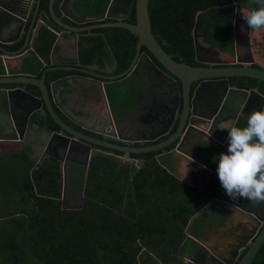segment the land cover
I'll list each match as a JSON object with an SVG mask.
<instances>
[{
	"label": "trees",
	"instance_id": "1",
	"mask_svg": "<svg viewBox=\"0 0 264 264\" xmlns=\"http://www.w3.org/2000/svg\"><path fill=\"white\" fill-rule=\"evenodd\" d=\"M48 1L39 0L36 18L38 15L43 17L48 25L39 28L34 41L35 49L44 61L49 59L55 31L59 28L49 16ZM110 1L73 0L72 5L81 17L91 19V24L113 21L104 18ZM60 2H54L58 15ZM246 7L256 5H250L249 0L148 2L155 38L176 61L191 65L195 64L192 29L196 14L200 12L198 33L203 42L219 50L223 59L231 61L234 60L235 12ZM125 20L135 22L134 5ZM87 32L88 35L82 34L78 40V59L82 67L96 64L103 68L102 58L106 57L110 62L111 55L116 63L115 74L129 67L135 54L136 35L117 26L84 31ZM263 33L264 28L249 31L251 47L253 43L255 45V34ZM23 42L24 39H21L0 45L13 51L20 48ZM258 50L264 57V44ZM38 65L41 66L39 58L30 56L29 69L35 73L40 69V66L37 69ZM251 66L264 68L256 61ZM4 72L0 58V74ZM63 72L85 74L82 71H47L46 82L63 75ZM40 75L41 71L37 76ZM243 80L241 87H257L264 95V81L247 76H243ZM26 87H33L39 93L32 85ZM123 88L121 83L115 82L106 88L114 110L126 105L123 102L127 96H121ZM47 119L37 114L33 116L35 123L48 126L51 131L60 128L50 115ZM246 120L247 116L239 120L237 126H244ZM201 151L206 163L212 167L218 166L215 158L224 152L210 146ZM1 158L4 160L0 169V264H148L153 257L175 259L173 253L178 252L185 240L186 245L190 244L186 250L195 249L194 241L187 239L185 232L190 217L213 198L227 195L217 171H208L200 164H197L198 168H193V176L190 177L194 185H190L167 173L154 161L131 177L128 165L119 166V161L112 156L98 153L91 159L80 207L69 208L63 205L61 161L58 158L49 155L37 165L30 156L29 148L16 154L5 151ZM78 175L77 182L76 176L68 179L76 184L81 173ZM68 179L66 177L67 183ZM212 209H215L214 205H209L192 220L189 226L192 236L203 235L202 227ZM249 264H264V244Z\"/></svg>",
	"mask_w": 264,
	"mask_h": 264
},
{
	"label": "water",
	"instance_id": "2",
	"mask_svg": "<svg viewBox=\"0 0 264 264\" xmlns=\"http://www.w3.org/2000/svg\"><path fill=\"white\" fill-rule=\"evenodd\" d=\"M73 0H61L59 4L60 14L58 15L54 8L55 0L48 1V10L49 16L51 20L63 31L57 35L55 41L53 42L50 54L56 51L57 44L61 35L65 36L68 35L67 33L72 36L76 41V35L82 31H90L94 28L99 27H108V26H117L122 27L129 30L132 34L137 36V44L135 48V55L133 60L131 61L129 67L122 71L121 73L113 76V79L123 77L127 74H130L138 65L140 59V49L144 46L147 51L151 53V56L155 58L166 70H168L171 74L178 77L182 82V91H183V110H182V119L179 126V132L184 128L186 124V118L188 113L189 107V87L192 81H199L201 80V84L205 83V87L197 88L195 91L194 98L191 101V113L192 117L189 120V127L194 126L196 127L195 121L193 118L197 116V118H204L202 110L204 108H210L212 113H223L225 111H231L233 115L230 116L231 120H235L237 123L239 120L245 115L242 112V108L246 107L248 109H260L264 107V95L260 93L256 88L250 89H241L236 88L233 86H229L227 83V78L231 76H247L253 77L257 80L264 81V68L253 67L250 64L255 62L252 47L250 43V36L249 31L250 29L247 26L245 38V46L248 50L249 57L248 59L243 60L237 50L238 46H240L238 42V38L240 34L238 32V25L236 17L238 14H241L240 11L236 10L235 18L233 23V35H234V61L227 62L221 59V54L219 50L211 46H205L201 42V37L198 33V12L195 16V24L192 29L193 32V44H194V51H195V59L198 62L208 63V65H190L185 62L176 61L171 54L167 53L158 40L155 38L152 30H151V22L149 16V9H148V2L149 0H111L106 12L104 14V18H115L113 21L109 22H100V23H91L81 26H74L68 24L63 20V17H67L68 19L72 20L74 23L82 24L90 22L91 19L80 17L77 12H75L73 5ZM38 5L39 0H0V30L2 27H9L12 23H15L16 33L15 36L18 35L20 31L26 32L24 42L21 47L17 50L10 51L5 49L3 46L0 45V50L4 53V56H0L2 60V64L4 60L9 59V56L13 58H20L23 59L22 63L24 66H29V57L35 56L40 58L39 54L37 53L34 41L38 35L39 28L41 26H46L47 24L44 22L43 19L36 18L38 13ZM134 5L135 9V22L130 23L127 22L125 19L127 18L132 6ZM121 8V13L113 15L111 12L116 9V7ZM32 14L30 18L29 27L26 30L25 26L29 20V15ZM41 18V17H40ZM43 21V22H42ZM36 30V35L32 38V34ZM33 31V32H32ZM7 37L5 39L0 38V43L12 44L15 43L17 37ZM76 44V42H75ZM77 47V44L75 45ZM76 54V51H75ZM147 61L151 63V65L159 71L161 74H165L161 69H159L155 63L152 62L149 56L146 57ZM56 63V62H52ZM65 63V64H63ZM232 63V64H228ZM239 63V64H235ZM218 64V65H214ZM64 65V66H62ZM78 60L77 56L75 55L74 60L72 62H62L60 66L52 65L47 66L44 68V65L41 64L40 69L34 73V75L23 73H5L0 74V84L3 83H12L15 84L13 87L7 86H0V141H8V140H20L23 139V134L27 128L29 121L34 123L33 116L37 114L38 116H42L38 110L41 108H45L49 115L53 118V120L59 125L58 130H53L51 135V141H49L46 153L48 155H52L58 158L61 162L64 159V156L61 154L66 153V156H69L71 152L76 151L77 146H86L87 154H90V157L94 153L91 146L87 145L85 141L93 142L100 146H104L107 148H112L115 150L122 151L124 153H144L156 149H161L164 146L168 145L171 141H173V137L170 139L161 142L159 144H155L152 146H121L110 143L105 139H97L91 138L89 135L84 133L82 130L77 129L76 127L72 126L66 120H64L55 110V106H57L62 113H64L71 121H73L77 126L89 129V126L85 125L84 123H80L75 120L69 112L66 110V102L64 99L61 98L57 92L61 91L57 84L66 83V80L69 78H84L85 76L79 74H71L67 77H63L57 80H54L50 83L49 86L46 84V72L47 71H54V70H76L86 72L85 68H80L77 66ZM44 69V70H43ZM42 74L37 76V74L41 71ZM88 79V78H87ZM224 84V87L221 86ZM27 85H32L36 87L39 91L38 94H35L31 90L27 89ZM102 85H105L103 83ZM211 87L212 89H208L206 87ZM221 87H220V86ZM206 89V90H205ZM210 94L216 97L213 103H210L209 98ZM196 100V102H195ZM219 106V107H218ZM169 112V108H163L160 110L159 115L164 114V119L158 120L156 124L164 123L166 116ZM108 118L107 121H104V125L111 124L112 120L115 119V114L111 110L107 114ZM38 119V118H37ZM96 119V118H95ZM226 118L220 115H214L211 121L213 138L217 139L218 142H224L225 138H227V130L223 133L217 125L225 121ZM173 122V120H172ZM37 123V122H36ZM9 127V128H8ZM149 129L154 128L158 130L159 126L155 125V123L150 122ZM196 131V132H195ZM194 129L187 139H191L196 137L194 133H200L201 135L204 134ZM1 132H5L7 134H12L13 137H3ZM210 132V131H209ZM163 134L162 131H157L155 134ZM153 134V135H155ZM208 134V133H205ZM151 135V139H154ZM173 138V139H172ZM197 138V137H196ZM150 139V140H151ZM172 139V140H171ZM186 140V139H185ZM200 140L199 142H201ZM204 141H209L219 145L217 141L207 139ZM203 141V142H204ZM198 142V143H199ZM206 148L208 143H204ZM77 145V146H75ZM86 153V152H85ZM89 157V156H88ZM194 157V156H193ZM196 160V159H195ZM199 164L203 165L207 169L211 171H216L217 168H213L208 163L196 160ZM65 184V179H64ZM64 190V189H63ZM215 199L209 201L205 204L198 212L192 215L187 223L185 228V232L187 234V239L190 238L194 241L195 249L191 254H187L188 251L186 250V240L183 242L181 247L179 248V252L182 255V264H192L191 262L197 261L198 258L201 257V263L198 264H205L204 262H209V264H224V262H229V259L233 260L234 262L235 257L237 255V250L244 246L241 243H237L239 238L243 236L247 229L253 227L252 217L247 216L242 212H238V217H242V219L238 220V226L230 228L228 225L225 227L219 228L218 230H210L211 238L216 237L217 234H222V241L220 243H214V241L207 239L202 240L201 238L192 236L189 233V226L192 220L201 214ZM220 202L227 203V206H233L231 202L219 200ZM226 205V204H225ZM236 213V212H235ZM234 219L237 218V214H234ZM259 220L255 219V223ZM259 223V222H258ZM256 234V233H255ZM231 241V242H230ZM237 244L232 246V242ZM264 242V225L262 226L261 230L257 233L254 241L251 243L249 249L246 253L238 260L236 264H249L253 257L255 256L257 250ZM214 244V249L212 247ZM190 245V244H189ZM188 245V247H190ZM232 248V249H231ZM207 249H210V252H206ZM232 250V255L227 252ZM186 250V251H184ZM187 253H184V252ZM193 251V250H191ZM205 251L204 254L200 255L201 252ZM156 261H160L155 259ZM167 264V263H166Z\"/></svg>",
	"mask_w": 264,
	"mask_h": 264
},
{
	"label": "flooded vegetation",
	"instance_id": "3",
	"mask_svg": "<svg viewBox=\"0 0 264 264\" xmlns=\"http://www.w3.org/2000/svg\"><path fill=\"white\" fill-rule=\"evenodd\" d=\"M121 8L117 6L116 9H114L111 13L113 15L121 13ZM76 12V11H75ZM78 14V13H77ZM130 14V12H129ZM129 14L127 18L129 17ZM79 15V14H78ZM32 16V14H30ZM80 16V15H79ZM39 17V15H38ZM81 17V16H80ZM30 18V17H29ZM63 17V20L67 22L68 24L74 25V26H81L90 24L89 22L77 24L74 23L72 20L68 19L69 21H66ZM126 18V19H127ZM112 20H115V18H110ZM26 27V26H25ZM63 31L62 28H58L56 30L60 34ZM57 34V35H59ZM65 35L64 37H70V34ZM82 34L86 35L89 34L84 33V31L78 33L76 35V38L78 36L80 37ZM245 36V35H244ZM244 36H241L238 38V42L241 46L245 45V38ZM25 38V37H24ZM201 42L205 44V46H210L207 43L203 42L201 39ZM137 44V43H136ZM144 47V46H142ZM141 47L140 49V59L138 62L137 67L130 73L123 77H119L116 79H113L112 77L119 74L114 72L116 63L113 55L110 56L111 61L108 62L106 57L102 58V61L104 63L103 68L96 65V64H86L85 67H82L79 63L78 55H77V49L74 47V51H76V56L78 60V67L85 68L86 72L85 74H79L85 76L84 78H69V80H66V83L57 84L59 89L61 91L57 92L61 96L62 99L66 100V95L72 94V96L75 97H81V101L88 104L89 106H96L97 109L96 113L94 111V119L96 122H91V118L93 117L91 115L92 110L89 112L91 118L87 121V123H84L85 125L89 126V129H82L84 133L89 135L91 138H97V139H105L106 141L121 145V146H152L155 144H159L161 142H164L171 137H175L173 141H171L168 145L164 146L161 149H156L148 152H144V154H147L148 156H133V155H139L143 153H124L119 150H115L112 148H107L104 146H100L98 144H95L93 142L85 141V143L94 150L92 156L90 157V154H87V148L86 146H77L76 151L71 152L69 156L65 155V160L72 159L74 156H78V158H75L76 160H79L82 156L81 160L78 161L79 167L76 168V171L78 173L81 172V177H79L78 182L80 184H85L86 175L90 166L91 159L98 153L102 155L112 156L114 159L119 161V166L128 165L130 168L131 177L136 174L139 169L147 165L148 163H151L152 161L156 162L158 166H160L163 170H165L167 173H170L171 175L175 176L177 179L184 181L190 185H194V181L191 179L190 175L193 176V168H198L197 164H199L196 160H201L206 162L204 159L205 156H202L203 147L206 146L204 143H208L207 146L214 147L220 151L227 152V138H225L224 142H218L217 139L213 138L212 126L211 121L214 115H220L221 117L224 116L226 120H230V116L233 115L231 111H225L223 113L219 114V111L215 114L212 113L210 108H204L202 110V113L204 115V118H193L195 121L196 127L192 126L189 127V120L190 117H192V109H191V101L194 98L196 89L205 87V83L201 84V80L199 81H192L189 87V107H188V113L186 118V124L184 128L179 132V126L182 119V110L184 108L183 106V91H182V82L181 80L176 77L175 75L171 74L168 70H166L155 58H152L151 53L147 51V49H143ZM19 49V48H18ZM17 50V49H16ZM74 55V57H75ZM135 55V54H134ZM149 56L153 63L156 64V66L161 69L165 74L159 73L158 70H156L149 61H147L146 57ZM74 57L72 59H66L65 62L73 61ZM243 60L248 59L246 57H241ZM222 60H225L222 58ZM133 60V59H132ZM61 60H55L53 59L54 63H50L47 66H60L62 64ZM229 62L230 60H225ZM234 60H231L230 62H233ZM194 65H208V63L198 62L195 59L194 55ZM232 64V63H228ZM239 64V63H235ZM253 64V63H252ZM250 64V65H252ZM191 65V64H190ZM218 65V64H214ZM46 66V67H47ZM64 66V65H62ZM45 67V68H46ZM44 70V69H43ZM41 70V74L42 71ZM63 70V69H61ZM63 71H70V70H63ZM75 71L76 70H72ZM121 73V72H120ZM5 74V72L3 73ZM68 75H71L69 73L63 72V75H59L57 78L49 80L47 86L50 85V83L54 80L67 77ZM246 77V76H244ZM90 80L88 81L87 80ZM85 79L87 82H85L81 88L78 86L77 83L74 84L76 80L82 81ZM73 81V82H70ZM243 76H231L227 78V83H229V86H233L236 88L241 89H250V88H256L257 87H250V88H244L240 86V82H244ZM96 83L97 85H92L91 83ZM116 83V84H122L124 86L122 90V95H126L127 99L123 102L126 103L125 106H122L119 110H114L111 106L108 92L106 91V88L110 85V83ZM105 83V85H102ZM88 84V85H87ZM15 86L13 84L10 87ZM220 86V85H219ZM222 87H224V84H221ZM220 86V87H221ZM210 87H206L208 89H212ZM78 88L80 90V93H78ZM126 89V90H125ZM206 90V89H205ZM259 91V90H258ZM77 93L79 96H77ZM97 97L96 103L92 102L91 97ZM68 99V98H67ZM216 97L212 94H210L209 101L210 103H213L215 101ZM196 102V100H195ZM169 108V112L166 116L165 122L156 124V122L159 120L164 119V114L159 115V112L163 108ZM219 107V106H218ZM55 110L57 113L63 117V114L61 111L55 106ZM109 110L114 112L115 119H113L111 124H106L103 126L104 121H107ZM253 110V108L248 109L246 107L242 108V112L245 114L241 119L248 116L250 112ZM49 114L48 112H46ZM89 116V115H88ZM240 119V120H241ZM65 120V119H64ZM173 120V122H172ZM225 120V121H226ZM150 122L155 123V125H158V130H155L154 128L149 129ZM198 130L200 132H203L204 134L194 133L196 137L191 138L190 140L186 137L190 136V133L194 130ZM157 131L164 132L163 134H155ZM211 134L209 135V133ZM226 132V130H221ZM196 132V131H195ZM208 133V134H205ZM155 134V135H153ZM151 135L155 137L154 139H151ZM228 135V134H227ZM151 139V140H150ZM171 139V140H172ZM186 139V140H185ZM207 139H211L214 141H217L219 145L204 141ZM202 140L201 142H199ZM204 141V142H203ZM199 142V143H198ZM9 151V150H4ZM86 152V153H85ZM79 153H81L79 155ZM89 156V157H88ZM194 156V157H193ZM196 159V160H195ZM201 165V164H200ZM76 166V165H75ZM184 166L186 167L185 169ZM203 166V165H202ZM204 167V166H203ZM206 168V167H204ZM217 168V167H213ZM207 169V168H206ZM208 171H211L207 169ZM214 172V171H211ZM195 175V172H194ZM82 185V187H83ZM83 198V194L80 196ZM215 199L211 205H214L215 209H212L208 214L206 218V222L203 225L202 229L204 231L203 235L201 237L202 240L210 239V230H218L219 228L225 227L228 225L230 228H235L238 226V223L234 224V214H238V212H242L244 214H247V216L252 217V225L253 227H250L246 230V232L243 234L242 237L239 238L237 243H241L244 246H241L237 250V255L235 257L234 262L229 259V262H224V264H236L238 260L246 253V251L249 249L251 243L254 241L255 237L257 236V233L261 230L262 226L264 225V204L262 205H256L253 204L251 201L245 200V199H239L237 201H233L228 195H226L224 198H213ZM212 199V200H213ZM219 200L229 201L232 203L233 206L228 205L227 203L220 202ZM81 198L72 197V200L70 203L74 206L81 205ZM65 205L68 204V200L65 197ZM226 204V205H225ZM236 212V213H235ZM259 220L255 223V219ZM259 222V223H258ZM256 233V234H255ZM220 243V241H214V243ZM231 242V241H230ZM236 241L232 242V246L237 244ZM261 244L259 249L257 250L256 255H258L259 250L261 249ZM189 245V242L187 243L186 247ZM212 247H214V244H212ZM232 249V248H231ZM229 250L227 254L229 253L232 255V250ZM197 249H194L193 251L184 252L187 254H191ZM207 253L210 252V249H207ZM205 251L201 252L200 255L204 254ZM173 256L175 259H169V256H165L164 259H158L159 262L155 260L153 257L148 264H182V255L179 252L173 253ZM254 256V257H255ZM253 257V258H254ZM252 261V260H251ZM201 257L197 259V261L191 262L192 264H198L201 263ZM205 264H209V262H204Z\"/></svg>",
	"mask_w": 264,
	"mask_h": 264
},
{
	"label": "crops",
	"instance_id": "4",
	"mask_svg": "<svg viewBox=\"0 0 264 264\" xmlns=\"http://www.w3.org/2000/svg\"><path fill=\"white\" fill-rule=\"evenodd\" d=\"M29 17H31L29 15ZM38 19H43L44 22L47 24V21L42 17H38ZM43 22V21H42ZM48 25V24H47ZM49 27V26H48ZM16 24L12 23L9 27H2L0 30V38L5 39L7 37H14L15 36V31H16ZM27 27H25L26 29ZM28 29V28H27ZM26 29V30H27ZM33 32V31H32ZM56 33V31H55ZM57 34H59L57 32ZM26 35L25 30L24 31H20L19 36L16 35L15 37H17L16 42L20 41L21 39H24ZM36 35V30H34L33 34H32V38H34ZM88 35V34H87ZM78 40H79V36L78 38L75 39L70 36V37H64L63 35L60 36L58 44H57V48L56 51L53 52L52 54L49 53V59L48 61H44L42 60V58L40 57L39 60L41 61V64L44 65V67H46L48 64L53 62V59L55 60H61L64 61L66 59H72L75 55V49L74 47H76L75 45L77 44V55L79 53V46H78ZM76 42V44H75ZM238 54L240 57H249V53L248 50L245 46H238V50H237ZM0 56H4V53L2 52L0 54ZM1 58V57H0ZM23 59L20 58H13L12 56H9V59L4 60L3 61V67L5 69V73H9V74H13V73H27L30 75H34V71L29 69V66H26L27 69L25 68V66L23 65ZM69 63L71 61H68ZM39 64V63H38ZM65 64V63H63ZM40 65H38L37 69L39 68ZM88 80V79H87ZM87 82L85 79H83L82 81L80 80H76L74 82L78 84V86L81 88V86ZM90 81V80H88ZM73 82V81H70ZM89 83V82H87ZM92 85H97L96 83H91ZM88 85V84H87ZM35 88L30 87L29 90H31L32 92L36 93V90H34ZM78 93H80V90L78 88ZM77 93V96H79ZM68 98V99H67ZM92 102L96 103L97 101V97H91ZM66 110L69 112V114L78 122L80 123H87V121L91 118L90 116V111L91 115L93 116L91 118V122H96V120L94 119V111L96 113V104H94L93 106H89L88 104L84 103L83 101H81V97H75L72 96V94L66 95ZM57 107V106H56ZM58 108V107H57ZM59 109V108H58ZM60 110V109H59ZM40 112V114L42 115V118H44V120H48V115L46 112L45 108H41L40 110H38ZM61 111V110H60ZM62 113V111H61ZM64 116V119L70 123L72 126L76 127L77 129L82 130L83 128L77 126L73 121H71L64 113H62ZM89 115V116H88ZM63 118V117H62ZM9 128V127H8ZM1 135H3V137H13L10 134H7L5 132H1ZM51 135H52V131L49 130L48 126H41L37 123H32L31 121H29L27 128L23 134V139L22 141L18 140H8V141H0V155L4 153V150H9L12 153H20L21 151H23L25 148H29L30 149V155L35 159V163L38 165V163H40L41 160H43L44 158L48 157L49 155L45 152L47 145L49 143V141H51ZM81 153H79L80 155ZM66 155V153L61 154V156ZM75 157V156H74ZM72 159H67V160H63L61 162V173H62V199L65 202V197L68 200V204L64 206H67L69 208H74V207H79V206H74L70 203V201L72 200V197H77V198H81L80 197L83 194V184L78 183H73V180H69L68 177H72V176H76V182H77V176H79L77 173L78 171H76V168L79 167L78 165V161L81 160L82 156L80 157L79 160H76L75 158H78V156H76L75 158ZM65 159V157H64ZM76 165V166H75ZM186 167L184 166L183 169H185ZM2 171V170H1ZM81 173V172H80ZM66 177L68 179V183L66 181ZM64 179H65V184H64ZM69 184H73V186H69ZM63 202V203H64ZM239 214H237V218L234 220V224H236V222H238V220L242 219V217H238ZM222 234H217L216 237H212L211 238V234H210V240L212 241H222Z\"/></svg>",
	"mask_w": 264,
	"mask_h": 264
},
{
	"label": "clouds",
	"instance_id": "5",
	"mask_svg": "<svg viewBox=\"0 0 264 264\" xmlns=\"http://www.w3.org/2000/svg\"><path fill=\"white\" fill-rule=\"evenodd\" d=\"M249 4L256 7L240 11L242 19L250 30L264 28V0H249ZM217 127L228 133L227 152L215 158L225 193L233 201L245 199L256 205L264 204V107L253 109L242 127L231 119Z\"/></svg>",
	"mask_w": 264,
	"mask_h": 264
},
{
	"label": "rangeland",
	"instance_id": "6",
	"mask_svg": "<svg viewBox=\"0 0 264 264\" xmlns=\"http://www.w3.org/2000/svg\"><path fill=\"white\" fill-rule=\"evenodd\" d=\"M237 20V25H238V32L241 36H244L246 34V29H247V24L246 22L242 19V14H238L236 17ZM264 33L263 34H255V45L253 43L252 45V50L255 56V61L257 63H260L264 67V57L262 56L261 50H258V47L263 45L264 42ZM31 154V153H30ZM31 156V155H30ZM32 157V156H31ZM33 158V157H32ZM2 159V160H1ZM0 162V169L3 167V158H1ZM34 159V158H33ZM35 160V159H34ZM36 164V163H35ZM12 191V190H11ZM13 192V191H12ZM11 194V193H10Z\"/></svg>",
	"mask_w": 264,
	"mask_h": 264
}]
</instances>
